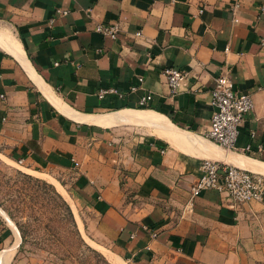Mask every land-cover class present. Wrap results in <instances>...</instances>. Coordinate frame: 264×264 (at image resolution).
Returning <instances> with one entry per match:
<instances>
[{"label":"crops","instance_id":"0c3cea01","mask_svg":"<svg viewBox=\"0 0 264 264\" xmlns=\"http://www.w3.org/2000/svg\"><path fill=\"white\" fill-rule=\"evenodd\" d=\"M114 23L116 40L95 31ZM2 33L0 182L60 184L110 264H264V197L231 208L205 190L187 211L205 160L264 176V0H0ZM167 68L187 73L175 94ZM224 72L254 102L235 151L206 138ZM23 243L0 206V264Z\"/></svg>","mask_w":264,"mask_h":264},{"label":"rangeland","instance_id":"374dc122","mask_svg":"<svg viewBox=\"0 0 264 264\" xmlns=\"http://www.w3.org/2000/svg\"><path fill=\"white\" fill-rule=\"evenodd\" d=\"M71 199H66L52 183L21 172L4 173L0 206L22 234L20 264H110L109 259L113 261L92 242L89 216Z\"/></svg>","mask_w":264,"mask_h":264},{"label":"built area","instance_id":"2783aa9c","mask_svg":"<svg viewBox=\"0 0 264 264\" xmlns=\"http://www.w3.org/2000/svg\"><path fill=\"white\" fill-rule=\"evenodd\" d=\"M238 8L239 5L236 4L232 11L235 13ZM69 13V10L62 8L56 10V14L59 16H66ZM53 22L54 20L51 21V23ZM234 22H238V20L234 19ZM95 31L111 40H116L121 28L119 24L114 23L97 25ZM136 36H142V32L137 33ZM262 44L264 45V40ZM163 76L167 79L171 92L175 94L186 79L187 73L177 68H167L163 71ZM139 81L143 83L144 79L139 78ZM137 89L134 87L131 92H135ZM107 95L123 97L115 88L103 89L98 93L101 99ZM151 100L152 96L143 97L140 100V107L145 108ZM212 106L213 114L206 138L224 150H237L240 127L248 114L254 110L251 94L239 91L230 76L224 72L215 80V87L212 91ZM75 166L79 167L80 164L76 162ZM200 173L192 188V198L187 206V211L190 213L193 212L194 198L205 190H217L223 194L231 208L260 202L264 197V176L260 174L214 160H205L201 165ZM152 236L156 238L157 233L153 232Z\"/></svg>","mask_w":264,"mask_h":264},{"label":"bare ground","instance_id":"6f19581e","mask_svg":"<svg viewBox=\"0 0 264 264\" xmlns=\"http://www.w3.org/2000/svg\"><path fill=\"white\" fill-rule=\"evenodd\" d=\"M4 38V42H2L1 41V38ZM0 43L2 44V45H4L6 48H9L11 45H15V42H14V40H13V38H12V36L10 35V34H6V33H2L1 35H0ZM17 56V55H16ZM123 114H128V113H126V112H124ZM125 118H127V117H125ZM124 118V119H125ZM140 118L142 119V121H140V122H153V123H155V122H158V116H156V115H154V114H147V115H140ZM116 119H117V116H114V115H110V116H106V117H101V118H99V120L100 121H113V122H115L116 121ZM119 120V119H118ZM129 121H131V120H129ZM239 158V157H238ZM233 162V161H232ZM242 162V161H241ZM237 164V163H236ZM257 164V163H256ZM259 164V163H258ZM242 165H243V163H242ZM255 165V163H251V166H254ZM262 165V164H261ZM260 165V166H261ZM256 166V165H255ZM254 166V167H255ZM264 166V165H263ZM263 169H264V167H262ZM260 169V168H259ZM256 171H258V170H256ZM53 184L56 186V188L58 189V191L66 198V199H68V200H70L69 199V196H68V194H67V192L65 191V189L60 185V184H58V183H56V182H53ZM74 207V206H73ZM103 252H104V254H107L108 255V253L106 252V251H104L103 250Z\"/></svg>","mask_w":264,"mask_h":264}]
</instances>
